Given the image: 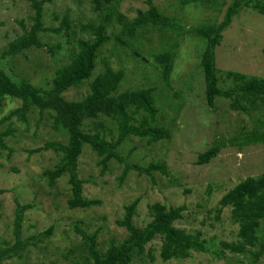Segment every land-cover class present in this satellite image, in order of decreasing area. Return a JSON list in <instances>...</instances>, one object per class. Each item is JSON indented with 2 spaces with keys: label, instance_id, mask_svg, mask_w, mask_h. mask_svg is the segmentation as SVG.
Here are the masks:
<instances>
[{
  "label": "rangeland",
  "instance_id": "1",
  "mask_svg": "<svg viewBox=\"0 0 264 264\" xmlns=\"http://www.w3.org/2000/svg\"><path fill=\"white\" fill-rule=\"evenodd\" d=\"M92 1L55 0L53 3H45L44 27L62 28L66 19L68 30L63 29L60 34L41 33L40 39L48 47L56 48L60 45L61 48L55 54L47 48L31 49L12 60H3V63V51L23 34V25L27 30L33 26L35 9L31 0H0V67L11 70L21 80L26 79L40 87H47L56 76V71L70 62L71 55L77 50L78 40L93 38L84 28L90 24L97 27L103 20L101 15L105 13L95 11ZM117 1L118 14L130 20L139 11L148 9L147 0ZM175 1L153 0L166 13L175 15L186 30L212 23L210 19L221 22L231 2L217 0L218 4L212 3L208 7L196 3L190 4L185 10L170 12L167 8ZM117 20L113 17L108 24L110 41L98 60L93 79L105 72L104 60H108L114 70L126 72L121 92L137 88L155 89L160 110L157 119L171 133V138L154 145H147L138 138H129L120 150L123 156H127L134 149L129 161L143 167L152 162L164 163L169 176L155 172L154 182L150 177L131 172L121 186L119 177L124 166L113 160L108 172L102 175L99 156L91 147L86 146L79 165V176L86 182L84 196L99 200L101 204L91 209L71 210L67 206L70 198L68 177H62L54 188H50L43 177L44 171L52 169L62 154L52 149L39 153L29 152L47 142L67 143L65 136L58 135L52 129V113L41 116L35 109L29 115L28 125L14 118L12 126L15 128V136L7 139L9 151L0 154V190L4 191L0 194V252L15 243L13 232L18 203L34 206L25 214L24 239L43 233L51 226H54V233L38 247H29L22 257L1 264H72L79 259L71 255L72 252L78 255V249L83 246V239L75 230L77 225L87 234L101 229L97 245L99 250L105 251L111 240L120 243L128 237L127 229L120 227L117 221L123 219L126 206L137 199L140 205L134 224L139 227H144L151 220L149 207L153 204L174 208L186 206L183 219L175 223V226L192 234L201 231L210 251L192 252L188 259L164 262L160 257L162 241L156 239L148 245L144 259L135 257L133 264H240V260L244 261L243 264H249V257L231 254L221 246V241H238L239 226L231 219V208H224L219 220L217 209L222 197L242 181L264 174V144H251L239 150V146L229 142L231 137L242 132H252L255 128L264 131L261 126L264 123V110L251 112V115L244 114L232 110L229 107L230 101L225 99H218L214 108L207 105L204 76L200 67L206 44L200 38H180L175 35L180 47L171 87H167L162 69L153 56L163 51V45L167 49V44L155 29H149L141 38L138 55L132 49H123L117 45L121 31ZM216 63L221 72L236 71L264 78V16L251 9L242 11L220 38L216 46ZM222 77L225 79V73ZM91 82L68 90L64 93L65 99L82 101L90 93ZM231 83L226 81L224 87L228 88ZM21 104L18 99L7 98L0 111V119ZM141 115H136L138 122ZM99 123L104 125L99 131L105 133L109 140L117 138V126L106 116L87 121L85 130L95 132L93 124ZM218 139L227 144L219 155L209 164L197 165L198 155L210 149ZM262 232L263 227L260 235ZM149 251L155 256L154 261L150 260ZM216 251H225V256H218ZM258 264H264V256Z\"/></svg>",
  "mask_w": 264,
  "mask_h": 264
},
{
  "label": "trees",
  "instance_id": "2",
  "mask_svg": "<svg viewBox=\"0 0 264 264\" xmlns=\"http://www.w3.org/2000/svg\"><path fill=\"white\" fill-rule=\"evenodd\" d=\"M54 1L31 0L35 9L34 24L29 30L25 29L22 24L24 32L3 51L1 55L3 63L5 62L3 60L8 58L12 60L17 55L31 49L47 48L50 53L55 54V51L61 48L60 45L56 48L48 47L40 39L41 33L60 34L63 29L68 30L66 19L62 28L44 27V5ZM92 2L95 11L105 13L101 15L103 20L97 27L90 24L84 28L86 32L92 34L93 38L78 40L77 50L71 55L70 62L56 71V76L47 87H40L26 79L21 80L15 73H11V70L0 67V111L7 98L18 99L22 102L19 108L0 119V154L3 151H9L7 139L15 136V128L12 126L14 118L28 125L29 115L35 109L41 116L44 113L49 115L52 113L51 127L58 135L65 136L67 143L47 142L44 146L29 152L39 153L52 149L62 154L60 161L52 169L44 171L43 177L50 188H54L62 177H68L70 198L67 200V206L71 210L91 209L101 204L99 200L84 196L86 182L79 176V165L86 146L91 147L99 156L102 175L108 172L110 162L113 160L124 166L119 177L121 186L131 172H136L138 176L150 177L154 182H156L153 174L155 172L169 176L164 163L152 162L147 167H143L129 161L134 149L127 156H123L120 150L129 138H138L147 145H154L171 138V133L157 119L160 110L155 89L137 88L121 92L120 88L126 78V72L121 69L114 70L108 60H104L105 72L93 79L98 60L105 45L110 41L107 29L113 17L118 19L121 27L117 45H121L123 49H132L138 55V50H141L139 45L141 38L149 32V29H155L162 41L167 44V49L163 45V51L153 55L162 69L163 80L167 87H171L176 55L180 47L178 37L175 35L180 38L183 36L200 38L206 44L201 56L200 67L204 76L207 105L214 108L218 99H225L230 101L229 107L232 110L244 114L251 115V112L264 110V78L236 71L221 72L216 63V46L220 43L222 34L244 10L251 9L264 16V0H231L221 22L210 19L212 23L193 30H186L177 21L175 15L166 13L153 0H147L148 9L139 11L137 16L131 20L118 14L119 2L117 0H93ZM196 3L208 7L212 3L218 4L219 1L176 0L172 6H168L167 10L170 9V12L171 10H185L184 8L190 4ZM148 40L150 42L151 38ZM224 73L225 79L222 77ZM91 80L90 93L85 99L82 101L65 99V92L81 87ZM226 81L232 82L228 88L224 87ZM139 114H143L140 116V122L136 118ZM100 116L110 118L117 126V138L109 140L105 133L99 131L104 128L103 123L93 124L95 132L85 130L87 121H95ZM261 126L264 127V123H261ZM3 127L5 128L2 129ZM229 142L239 146V150L251 144H264V131L255 128L252 132H242L231 137ZM226 145V142L218 139L215 145L198 155L196 164L200 166L209 164ZM2 193L4 191L0 190V194ZM139 205L140 200L137 199L133 204L126 206L123 219L117 221L120 227L127 229L128 237L120 243L114 239L111 240L110 246L105 251L99 250L97 245L101 229L87 234L77 225L75 230L81 235L83 246L78 249V255L72 252L71 255L79 257L72 264H133L135 257L144 259L148 245L156 239L162 241L160 257L164 262L173 259H188L192 252L210 251L201 231L192 234L175 226V223L183 219V213L187 210L186 206L174 208L159 203L153 204L149 207L151 220L144 227H139L134 224ZM33 207V204L18 203L13 232L15 243L12 247L0 252V264L6 260L22 257L29 247H38L46 238L53 235L54 226H51L43 233L27 239L23 238L25 214ZM228 207L231 208L233 223L239 226L238 241L232 243L221 241V246L231 254L249 257L251 259L249 264H258L264 256V232L260 235L261 228H264V174L249 177L226 193L219 202L218 220L222 210ZM215 253L220 257L225 256V251ZM148 254L150 260L154 261L155 256L151 251ZM239 263L243 264L244 261L240 260Z\"/></svg>",
  "mask_w": 264,
  "mask_h": 264
}]
</instances>
